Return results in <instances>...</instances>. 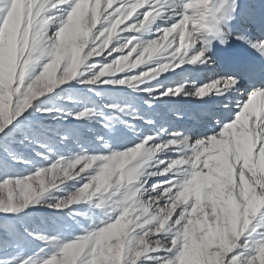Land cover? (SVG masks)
I'll list each match as a JSON object with an SVG mask.
<instances>
[{"label": "rangeland", "instance_id": "obj_1", "mask_svg": "<svg viewBox=\"0 0 264 264\" xmlns=\"http://www.w3.org/2000/svg\"><path fill=\"white\" fill-rule=\"evenodd\" d=\"M205 1L0 0V264H264L262 170L223 153L254 123L183 127L220 84L184 75Z\"/></svg>", "mask_w": 264, "mask_h": 264}, {"label": "bare ground", "instance_id": "obj_2", "mask_svg": "<svg viewBox=\"0 0 264 264\" xmlns=\"http://www.w3.org/2000/svg\"><path fill=\"white\" fill-rule=\"evenodd\" d=\"M204 4L208 8V16H203L198 29L195 24L191 26L197 32L193 30V33L186 37V41L192 39L193 43L184 52H195L198 60L203 62V65L205 63V67L190 69L184 75L201 73L198 79L199 83H202L214 78L213 75L216 74L214 76L219 77L220 84L215 85L213 89L207 86L206 91H210L213 97L190 102L189 109H186V114H191L190 126L183 127L187 133L191 132L197 137L205 134L213 138L212 135L217 130L214 123L225 124L227 118L223 117L222 112L226 111L225 106L233 97L232 104L235 106L234 111L240 112L239 118L244 120L245 124L248 122L254 125L248 128L249 133L242 127L237 134L226 135L223 140V153L234 161L233 163L240 161V166L238 163L237 167L242 168L248 164L252 173L253 169H261L263 175L253 173L258 184V181H264V135L261 132L264 131V0H234L227 9L231 16H220L221 24L214 19L217 16L214 3L206 0ZM245 36H248V39L244 38ZM223 75L236 79L227 80ZM194 124L195 131L192 132L191 127ZM228 172L226 167H212L210 176L215 190L225 192L223 184L227 182ZM234 175L235 194L251 195L253 185L247 184L240 171L234 169Z\"/></svg>", "mask_w": 264, "mask_h": 264}]
</instances>
